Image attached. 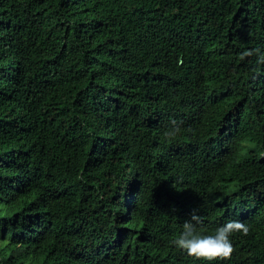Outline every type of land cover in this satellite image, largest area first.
Listing matches in <instances>:
<instances>
[{
	"label": "trees",
	"instance_id": "obj_1",
	"mask_svg": "<svg viewBox=\"0 0 264 264\" xmlns=\"http://www.w3.org/2000/svg\"><path fill=\"white\" fill-rule=\"evenodd\" d=\"M260 54L264 0H0V264H264Z\"/></svg>",
	"mask_w": 264,
	"mask_h": 264
},
{
	"label": "clouds",
	"instance_id": "obj_2",
	"mask_svg": "<svg viewBox=\"0 0 264 264\" xmlns=\"http://www.w3.org/2000/svg\"><path fill=\"white\" fill-rule=\"evenodd\" d=\"M260 53V49H251L241 54V59ZM257 63L264 64V54L258 55ZM181 131V122L176 119L169 120V127L164 135L168 138L176 137ZM202 223L198 209H193L190 218L182 225V232L172 243L191 257L213 261L217 259H229L234 248L230 237L233 233L248 235L250 226L244 222L233 220L216 229L214 235H201L196 226Z\"/></svg>",
	"mask_w": 264,
	"mask_h": 264
}]
</instances>
